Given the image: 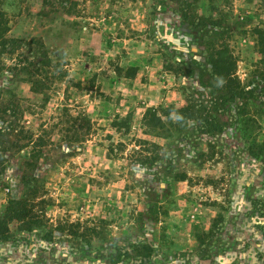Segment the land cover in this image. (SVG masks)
Segmentation results:
<instances>
[{
    "label": "rangeland",
    "instance_id": "1",
    "mask_svg": "<svg viewBox=\"0 0 264 264\" xmlns=\"http://www.w3.org/2000/svg\"><path fill=\"white\" fill-rule=\"evenodd\" d=\"M0 10L19 42L0 59V93L9 87L19 104L4 113L0 97V218L28 196L45 220L12 223L0 264H264V154L248 148L264 136V0H0ZM214 20L254 87L250 135L241 100L207 87ZM14 57L37 69L17 74ZM187 105L194 115L175 131L170 109ZM149 106L163 110L167 138L141 126ZM205 119L222 131L201 130ZM138 138L159 144L154 161ZM77 223L98 232L73 235Z\"/></svg>",
    "mask_w": 264,
    "mask_h": 264
},
{
    "label": "trees",
    "instance_id": "2",
    "mask_svg": "<svg viewBox=\"0 0 264 264\" xmlns=\"http://www.w3.org/2000/svg\"><path fill=\"white\" fill-rule=\"evenodd\" d=\"M187 15L184 13L183 18L185 19ZM4 16L2 10H0V59L2 54L6 55H11L14 50L16 49L17 42L16 40L13 39H7L5 37V27H4ZM222 25V20H214L211 22V30H210V35L209 39L206 42V47H207V55H206V60L207 64L210 66V76H211V81L209 82L211 88H214L215 90L219 92H223L224 96H227V99L229 101H233L235 99H239V105L237 106L238 110H236V114L238 118H240V123L242 125V129L244 130L245 133L250 135L251 131L254 129L252 128L251 124L256 123V120L252 116H248V100L250 98H253L254 94V87H250L249 83L247 85H243L239 78L237 77L235 73V66L233 62V55L230 50L229 44L225 41V39L221 38V32L218 29H215L218 26ZM205 26V25H204ZM255 33L258 35V40H259V53H261L262 57L264 58V31L262 30H255ZM34 50V49H31ZM36 50V49H35ZM16 62L14 64L15 70H17V74H24L25 76H28V74H31L33 71L32 69H37L34 68L33 62L30 60L21 59V57H14ZM22 62V64H20ZM46 61H43L45 63ZM182 62L181 64H183ZM2 64V62H1ZM167 69L173 70L174 73H179L180 70H182V67L177 65L178 67H175L173 64L167 65ZM0 69H3L2 65ZM34 75V74H33ZM40 82V81H39ZM36 89V87H35ZM5 95L6 97V104L4 106V110L2 112L7 113L8 111H11L12 108L13 112L18 114L19 110V104L15 103L12 100V90L9 87H5L3 89V93H0L1 95ZM8 97V98H7ZM227 99L222 100L223 103L227 101ZM264 102V101H261ZM264 105V103H263ZM190 105L187 106H182L179 107L178 109L171 108L177 117V122L178 124L175 123V131L178 130L180 127L179 125H185L187 119L189 117H192L194 115V111L192 109H189ZM16 107V108H15ZM240 107V108H239ZM16 109V110H15ZM165 111H169L165 110ZM163 110L158 107L154 106H149L146 107L144 110L140 124L144 128L145 133L149 135H153L156 137H168L173 133V128L167 125V121H165L162 118V113ZM88 122H90L88 119H86ZM215 121V120H214ZM206 128H204V127ZM203 131L211 134L214 133V131H222V126L219 124H216L215 122H208L206 119L203 120ZM115 127L117 130H122L129 127L123 120L121 122L116 121L115 122ZM20 132V130H19ZM19 132L17 134H19ZM23 136L21 137V140H28L31 144H33V153L35 152H40V145L37 144L40 142V140L37 141V139H32L31 137ZM249 138V145L248 148L250 149L251 153L254 155H262L264 154V136L263 139H258L257 137H248ZM149 139H143V138H138L135 140L136 145H138L139 148L143 147V150H146V152H150L151 154L147 153V155H142L145 159L154 161L156 159L157 152L159 149V144H157L154 141H148ZM37 142V143H36ZM122 146H124V143L122 141L111 143L109 149L110 152H115L116 150H122ZM35 147L37 150H35ZM3 149L0 148V159L3 158L2 154ZM155 154V155H154ZM176 154V153H175ZM154 156V157H153ZM2 169H0L1 171ZM178 174V173H176ZM175 174V175H176ZM30 197H24L21 199H11L8 201V204L5 208L4 215L2 218H0V239H6L10 233V225L14 222H18L21 224H27L29 226L34 225V224H42L45 222V220L41 217L36 212L35 209V204ZM40 203V202H37ZM61 224V222H59ZM59 230H64V225H56ZM77 226L78 229L70 230V233L76 236H85L87 234H96L98 231L96 230L95 226H89L82 228L81 232L77 231L79 230V225L78 223L75 225ZM73 227V226H71ZM146 250V247H144ZM149 250V249H148ZM128 249H124L123 251L120 249L119 255L120 256H126L129 255ZM140 255V254H139ZM146 255H140L139 257L145 258Z\"/></svg>",
    "mask_w": 264,
    "mask_h": 264
}]
</instances>
